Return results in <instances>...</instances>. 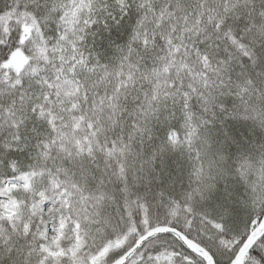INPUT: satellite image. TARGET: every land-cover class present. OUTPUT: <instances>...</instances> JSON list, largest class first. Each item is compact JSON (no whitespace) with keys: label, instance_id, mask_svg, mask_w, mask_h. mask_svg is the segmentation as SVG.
I'll list each match as a JSON object with an SVG mask.
<instances>
[{"label":"snow or ice","instance_id":"snow-or-ice-1","mask_svg":"<svg viewBox=\"0 0 264 264\" xmlns=\"http://www.w3.org/2000/svg\"><path fill=\"white\" fill-rule=\"evenodd\" d=\"M0 264H264V0H0Z\"/></svg>","mask_w":264,"mask_h":264}]
</instances>
